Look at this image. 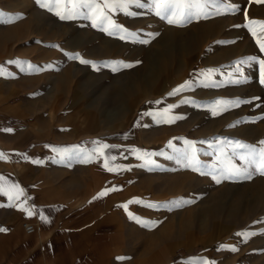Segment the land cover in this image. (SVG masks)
<instances>
[{
    "label": "crops",
    "instance_id": "1",
    "mask_svg": "<svg viewBox=\"0 0 264 264\" xmlns=\"http://www.w3.org/2000/svg\"><path fill=\"white\" fill-rule=\"evenodd\" d=\"M228 2L239 11L213 13L182 26L133 6L135 16L113 15L133 35H109L104 26L93 27L84 16L61 20L36 0H0V12L5 14L0 18V66L4 69L0 75V153L6 157L0 159V184L23 190L20 200H10L0 192V229H6L0 231V264H196L194 256L177 261L173 255L177 249L188 254L197 242L203 251L210 247L211 213L199 210L188 232L169 233L165 227L201 207L207 198L196 203L193 191L211 189L213 168L222 169L218 177L224 178L223 161H212L213 154L217 155L211 145L200 151L195 129L185 136L176 129L197 126L196 95L211 92L195 81L189 92L169 95L184 84L185 74L168 72V67L149 71L154 58L149 55V44L141 41H148L149 27L157 24L153 39L157 45L166 44L161 38L165 32L172 38L187 33L194 40L204 38L205 61L221 58L245 63L259 50L243 26L245 14L255 11L247 9L253 0ZM258 2L252 6L258 8ZM253 15L247 18L253 20ZM253 73L236 69L234 74L218 71L215 75L237 79L253 78ZM169 78L171 86L166 82ZM149 93L161 97L149 104ZM170 105L175 107L165 118L188 113L185 121L189 122H157V116L149 115ZM210 123L203 122L201 127L206 130ZM106 125L111 128L102 134L101 127ZM96 141L117 146L108 149V154L124 170L107 171L102 158L85 162ZM193 146L199 171L186 166ZM228 148L218 157L243 165L239 154L247 149L228 152ZM136 150L150 155L140 159ZM148 159L154 163L146 164ZM106 189L107 195L94 199ZM149 203L160 206L148 207ZM20 204L35 215L28 216ZM129 213L160 223L148 228ZM24 221H32L35 229L26 231Z\"/></svg>",
    "mask_w": 264,
    "mask_h": 264
},
{
    "label": "rangeland",
    "instance_id": "2",
    "mask_svg": "<svg viewBox=\"0 0 264 264\" xmlns=\"http://www.w3.org/2000/svg\"><path fill=\"white\" fill-rule=\"evenodd\" d=\"M255 2L259 3V11L258 8L254 7ZM252 4L247 7L249 12L251 9L255 10L252 13L254 14L252 19L260 18L258 21H264V0H253ZM158 27L157 24L154 27H149V32L146 35V39L149 41V55L154 58V62L148 64V70L162 68L165 70L168 67V72L184 73V84L185 82H191V87L182 90V94L189 92V89H193L195 81H199L200 86H204L211 92L206 95L202 93L196 95L199 96V99L195 102L197 111H195L196 118L194 122H197V126L190 128L191 126L186 124L176 128L179 133H183L185 136L195 129L197 131L195 144L201 146L199 150H203V147L207 148L206 144L211 145L213 153L217 155L214 157L213 154L212 161H223L221 167L224 166L227 159H231L229 157L227 159L218 157L226 145L229 146L228 152L236 151L234 147L236 142L260 147V141H264V84L260 83V65L255 61L242 63L235 60L222 61L221 58L205 61L203 54L207 50L201 46L204 38L197 37L194 40L193 36L191 38L187 33L172 38L168 37L169 32H165L161 38L165 40L163 42L166 44L157 45L153 39L157 36ZM163 28L169 30L171 27L164 25ZM190 33L191 35L195 34L192 31ZM253 49L256 50L255 47ZM256 52L257 54L253 53L250 57L264 60V52H261L260 49ZM244 57L249 56L245 55ZM162 58L164 63L161 62ZM237 68L243 70L246 75L254 70L253 78H247L246 82L235 83L234 81H243L244 78L235 79L226 76L220 78L216 76L217 74L215 75L218 71L234 74ZM166 82L171 86V83H169L170 78ZM168 84L167 86H169ZM157 97H161V95L157 96L154 93H149L146 99L147 103L150 104ZM217 101H228L231 104L219 105L216 103ZM245 101H250V103ZM237 103L238 106H235ZM192 105L193 100L190 102V106ZM225 107L227 110H222ZM213 109L219 114L213 115ZM186 115L189 116L188 113H182V115L180 113L176 117V122H184ZM207 121L211 123L210 127L205 130L201 127V124ZM185 122H189V119ZM110 128L111 125L101 127L102 134L108 133ZM202 130H205L206 133H199ZM184 141L186 139H183ZM220 170L222 169H212L211 189L206 188L204 190L197 187L193 191L196 203L205 197L207 198L201 203V207L192 208L186 214L181 215L176 222L174 221L175 223L173 222L165 227V231L169 233L177 230L180 233L183 230L188 232L187 228L190 221L199 210L202 213L210 212V218L212 219L210 223L212 227L210 247L203 251L202 245L197 242L196 246L188 251V254L186 251L183 252L177 249V252L173 255V260L175 258L177 261H186L194 256L196 264H202L203 260L214 262V264H222L224 261H227L228 264H264V175L254 173L250 179L243 176L226 179L218 177ZM214 176L220 180L219 183L216 182V179H213ZM203 225L201 224L200 227L204 228ZM237 233H254V235L245 237L237 235ZM224 245L233 246L238 250L232 251L231 248L222 247Z\"/></svg>",
    "mask_w": 264,
    "mask_h": 264
},
{
    "label": "snow or ice",
    "instance_id": "3",
    "mask_svg": "<svg viewBox=\"0 0 264 264\" xmlns=\"http://www.w3.org/2000/svg\"><path fill=\"white\" fill-rule=\"evenodd\" d=\"M36 3L49 12L54 13L61 20H72L80 16H84L86 19L91 21L93 27H103V30L108 32L109 35H117L119 33H126L128 35H133L129 32L128 29L124 28L123 25L117 24L113 15L116 13H123L128 16L137 15L136 12L131 11L133 6L138 8L148 9L155 16L164 19L169 24L183 25L189 22L192 19L208 18L213 13L216 15L226 14V13H235L239 11L237 5H233L228 2V0H36ZM5 14L0 12V18ZM11 15V14H9ZM246 15V14H245ZM246 27L253 38L255 43L259 46L261 52H264V21L251 20L246 16V23L243 25ZM239 27V26H238ZM121 39H125L124 35L120 36ZM142 43H148L149 41H141ZM249 61H255L260 65L261 79L260 83L264 84V60L258 59L257 57L248 58ZM18 61H9V63H17ZM82 63H90L87 60H81ZM31 67V66H30ZM125 67H131V65H125ZM115 70V69H114ZM237 71H242L240 68H237ZM4 74L3 66H0V75ZM247 78H244L243 81L237 80L235 83L246 82ZM191 87V82H185V84L178 86L174 89L169 95H174L184 90L185 88ZM250 103V101H245ZM219 105L231 104L228 101H217ZM238 106V103L235 105ZM175 107L170 105L168 109H165L161 113H149V115H154L158 117L157 122L173 123L176 118L167 119L170 109ZM222 110H227L223 108ZM219 114L215 109H213V115ZM6 131H12L7 129ZM194 144V142H189ZM96 147L88 155V159L85 162H91L93 159H103V167L109 172H119L124 170L121 166L115 165L116 160L115 156L108 154V149L117 147L115 145H108L102 142H94ZM260 147L246 145L241 142H236L234 147L239 149H247L246 152L239 154V160L243 162V165H237L233 162L232 159H227L224 164V178L234 179L238 177L251 178L254 173H259L264 175V141H260ZM66 151V150H65ZM63 155V152L61 153ZM136 154L140 159H145L149 156V153L140 154L139 150H136ZM0 159H6L3 153H0ZM38 163L39 161H34ZM154 161L148 159L146 164H153ZM199 162L196 159V149L193 146L192 156L187 167H193V170L199 171V167H196ZM203 174V173H202ZM216 182L219 183L220 180L217 177ZM0 180H3L0 177ZM116 188L111 189V191H116ZM108 189L102 191L94 197V199L105 196L108 194ZM0 192L9 196L10 200H20L23 196V190L19 189L18 185H11L9 188H5L0 184ZM134 202H140L139 200ZM24 210L28 216L35 215V213L24 207L23 204L18 205ZM148 207H159L157 204H147ZM127 209L128 205H122ZM131 219L136 220L138 223L142 224L145 227L152 228L156 227L160 222L158 221H148L140 217L135 216L132 213H129ZM44 219V217H41ZM0 231H6V229H0ZM237 235L245 236L254 235L247 233H237ZM222 247L231 248L232 251H237L233 246L224 245ZM118 259H125L120 257ZM202 264H214L207 260H203Z\"/></svg>",
    "mask_w": 264,
    "mask_h": 264
},
{
    "label": "built area",
    "instance_id": "4",
    "mask_svg": "<svg viewBox=\"0 0 264 264\" xmlns=\"http://www.w3.org/2000/svg\"><path fill=\"white\" fill-rule=\"evenodd\" d=\"M24 229L28 232H31L35 229V224L32 221L23 222Z\"/></svg>",
    "mask_w": 264,
    "mask_h": 264
}]
</instances>
